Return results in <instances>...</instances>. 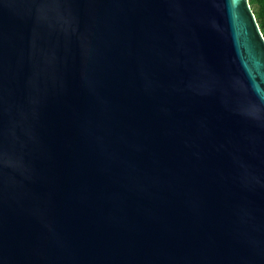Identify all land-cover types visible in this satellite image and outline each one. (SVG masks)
Wrapping results in <instances>:
<instances>
[{
  "label": "water",
  "instance_id": "water-1",
  "mask_svg": "<svg viewBox=\"0 0 264 264\" xmlns=\"http://www.w3.org/2000/svg\"><path fill=\"white\" fill-rule=\"evenodd\" d=\"M0 264H264L249 0H0Z\"/></svg>",
  "mask_w": 264,
  "mask_h": 264
},
{
  "label": "trees",
  "instance_id": "trees-1",
  "mask_svg": "<svg viewBox=\"0 0 264 264\" xmlns=\"http://www.w3.org/2000/svg\"><path fill=\"white\" fill-rule=\"evenodd\" d=\"M264 35V0H249Z\"/></svg>",
  "mask_w": 264,
  "mask_h": 264
}]
</instances>
